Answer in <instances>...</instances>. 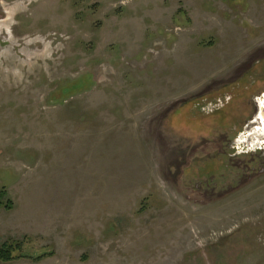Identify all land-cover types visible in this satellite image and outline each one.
Returning a JSON list of instances; mask_svg holds the SVG:
<instances>
[{"label":"rangeland","instance_id":"rangeland-1","mask_svg":"<svg viewBox=\"0 0 264 264\" xmlns=\"http://www.w3.org/2000/svg\"><path fill=\"white\" fill-rule=\"evenodd\" d=\"M263 95L264 0H0V264H264Z\"/></svg>","mask_w":264,"mask_h":264},{"label":"trees","instance_id":"trees-1","mask_svg":"<svg viewBox=\"0 0 264 264\" xmlns=\"http://www.w3.org/2000/svg\"><path fill=\"white\" fill-rule=\"evenodd\" d=\"M6 206L7 208L11 207V205L9 204H7ZM50 250V248H46L45 250H43V252L37 254L36 257H33V260L37 261L44 259L51 253ZM24 257H28V254L25 250L23 241H16L13 243L5 242L0 246V259L4 262H10Z\"/></svg>","mask_w":264,"mask_h":264},{"label":"flooded vegetation","instance_id":"flooded-vegetation-1","mask_svg":"<svg viewBox=\"0 0 264 264\" xmlns=\"http://www.w3.org/2000/svg\"><path fill=\"white\" fill-rule=\"evenodd\" d=\"M241 86V85H240ZM263 98H264V95L261 97V99L263 100ZM262 104H264V100L262 101V103L260 104L261 106H260V113L261 114H263L262 112H263V107H264V105L262 106ZM260 114V115H261ZM259 115V118L260 117H262V116H260ZM263 118V117H262ZM257 120H259V119H257ZM258 131H259V133L260 134H255L256 136H254V138L253 139H251L252 140V142H255V140H264V132L262 131V132H260V129H258ZM252 135H253V133L251 132V133H249V137H252ZM262 143H264V142H262ZM251 145L252 146H256V145H258V143H255V144H253V143H251ZM256 149V148H255Z\"/></svg>","mask_w":264,"mask_h":264}]
</instances>
